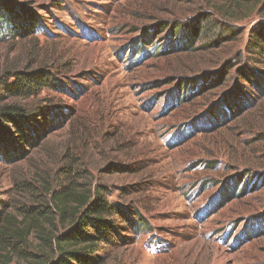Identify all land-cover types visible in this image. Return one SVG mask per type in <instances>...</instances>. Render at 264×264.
I'll use <instances>...</instances> for the list:
<instances>
[{
    "label": "rangeland",
    "instance_id": "374dc122",
    "mask_svg": "<svg viewBox=\"0 0 264 264\" xmlns=\"http://www.w3.org/2000/svg\"><path fill=\"white\" fill-rule=\"evenodd\" d=\"M13 1L26 28L0 24V105L35 129L0 123V229L30 227L0 255L54 259L74 198L99 192L98 264H264V53L246 50L264 0ZM26 75L30 96L5 91Z\"/></svg>",
    "mask_w": 264,
    "mask_h": 264
},
{
    "label": "trees",
    "instance_id": "16d2710c",
    "mask_svg": "<svg viewBox=\"0 0 264 264\" xmlns=\"http://www.w3.org/2000/svg\"><path fill=\"white\" fill-rule=\"evenodd\" d=\"M13 2V0H0V20H2L0 24L16 34L20 29L26 28V25L19 22ZM32 27L33 30L35 24ZM252 33H254V38L251 42H247L246 50L257 55L258 53H264V26L263 28L253 29ZM39 80H41V77L26 75L22 79L17 78V81L10 86H5V91L11 96H30L28 85H30V82L38 84ZM26 115V110L15 104L0 105V123L13 119V126L16 133L20 134L21 141L26 140L24 137H27L25 135L27 133L31 137L33 133L30 131L35 129L29 116ZM4 135L5 133L0 132V152L4 151L9 143L4 140ZM98 193H96L97 197L93 202H90L86 196L74 198V205L71 209L74 216L78 217L77 226L64 237L54 236L51 240H47L50 249L56 253V257L46 259L43 264H98L99 259L94 256L95 243L106 239L111 232L110 223L103 220L102 215L114 208L102 204ZM69 198V193L61 192L53 197L57 215L62 220L68 214ZM80 210L81 212H79ZM9 225L11 224L9 223ZM29 227L25 228V231L11 226L2 227L0 229V250L9 248L11 252H19L17 246L24 243ZM9 261L10 255H0V264H9Z\"/></svg>",
    "mask_w": 264,
    "mask_h": 264
}]
</instances>
